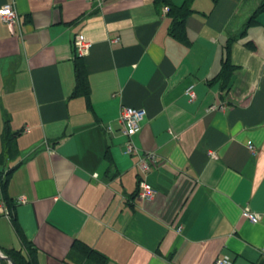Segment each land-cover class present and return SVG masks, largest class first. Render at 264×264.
<instances>
[{
    "label": "crops",
    "instance_id": "0c3cea01",
    "mask_svg": "<svg viewBox=\"0 0 264 264\" xmlns=\"http://www.w3.org/2000/svg\"><path fill=\"white\" fill-rule=\"evenodd\" d=\"M262 3L192 0L178 40L153 0H0L17 13L12 29L0 20V176L13 206L0 189V252L26 255V242L33 264H99L82 244L104 264H264ZM78 33L92 44L87 97L72 95ZM121 106L145 110L134 154ZM141 179L153 198L138 196Z\"/></svg>",
    "mask_w": 264,
    "mask_h": 264
},
{
    "label": "trees",
    "instance_id": "16d2710c",
    "mask_svg": "<svg viewBox=\"0 0 264 264\" xmlns=\"http://www.w3.org/2000/svg\"><path fill=\"white\" fill-rule=\"evenodd\" d=\"M153 1L156 6L164 5L167 7L168 13L171 15L173 21L172 28L170 31L171 34L178 40H185L184 22L188 14L191 12L190 3L192 0H183L180 6L170 5L168 0H153ZM263 8H264V3H262L259 6V9H257L256 12H259ZM254 18H255V14L250 19L251 23L255 21ZM249 23L250 21L248 22V24ZM228 67L229 66L227 65V63H224V69L220 74V77L223 78L224 80H226L229 75ZM73 71H74L75 86L72 95L73 96L84 95L87 97L89 94V85H88V79H87L84 63L81 57L75 54L73 57ZM4 124L5 125L2 131V140L4 141V147L9 149V145L12 139L9 134L10 132L8 130V124L6 122ZM9 175L10 172L6 174L5 178H2L0 176V189L5 204L7 205L8 208L12 209L13 207L12 200L8 198L6 194V186H7V181L9 179ZM12 223L14 227L17 229V231H19V228L16 225L15 220L12 219ZM24 245L26 247V252H27L26 255H23V253L17 250L6 251L4 252V255L8 257L13 262V264H33L34 252L32 249V245L26 242H24ZM77 248L80 249L82 256L86 258H93V257L97 258L99 264H104L105 258L99 256L95 251L88 248L87 246L78 244ZM0 264H8V262L4 259H1Z\"/></svg>",
    "mask_w": 264,
    "mask_h": 264
},
{
    "label": "built area",
    "instance_id": "2783aa9c",
    "mask_svg": "<svg viewBox=\"0 0 264 264\" xmlns=\"http://www.w3.org/2000/svg\"><path fill=\"white\" fill-rule=\"evenodd\" d=\"M167 11V8H165ZM0 20L5 23L10 29L17 24V13L11 5H4L0 8ZM91 42L87 40L81 33H78L72 40V48L75 55L82 57L88 54L91 48ZM186 93L190 95V100L193 99L191 87L186 89ZM145 115L143 108H134L129 106H121L118 113V121L121 126L122 133L128 138L125 143L124 152L127 154L136 153V149L129 140L139 130V122ZM246 146L250 154H255V147L251 141L246 142ZM154 162V155L148 153L137 161L138 168L142 173H147L150 169V164ZM138 196L142 200H149L154 197L156 190L144 179L138 183ZM242 217L248 219L251 223H257L260 220L259 214L251 211L248 207H243L241 212ZM212 264H232V259L227 254L217 257Z\"/></svg>",
    "mask_w": 264,
    "mask_h": 264
},
{
    "label": "water",
    "instance_id": "95a60500",
    "mask_svg": "<svg viewBox=\"0 0 264 264\" xmlns=\"http://www.w3.org/2000/svg\"><path fill=\"white\" fill-rule=\"evenodd\" d=\"M1 259L6 260V261L8 262V264H13V262H12L8 257H6L4 254H2V253L0 252V260H1Z\"/></svg>",
    "mask_w": 264,
    "mask_h": 264
},
{
    "label": "bare ground",
    "instance_id": "6f19581e",
    "mask_svg": "<svg viewBox=\"0 0 264 264\" xmlns=\"http://www.w3.org/2000/svg\"><path fill=\"white\" fill-rule=\"evenodd\" d=\"M264 10V9H263Z\"/></svg>",
    "mask_w": 264,
    "mask_h": 264
}]
</instances>
